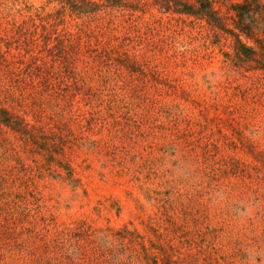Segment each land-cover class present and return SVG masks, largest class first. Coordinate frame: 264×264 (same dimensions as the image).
<instances>
[{"label":"rangeland","instance_id":"1","mask_svg":"<svg viewBox=\"0 0 264 264\" xmlns=\"http://www.w3.org/2000/svg\"><path fill=\"white\" fill-rule=\"evenodd\" d=\"M160 1L116 17L101 36L108 54L79 63L77 88L56 83L35 103L0 93L30 124L0 123L12 192L0 264H264V70L233 59L206 19ZM238 1L215 6L230 17ZM60 7L0 0V28ZM66 12L58 29L95 22Z\"/></svg>","mask_w":264,"mask_h":264},{"label":"trees","instance_id":"2","mask_svg":"<svg viewBox=\"0 0 264 264\" xmlns=\"http://www.w3.org/2000/svg\"><path fill=\"white\" fill-rule=\"evenodd\" d=\"M58 1L61 7L54 13H37L20 22H11L9 28L7 26L0 28V93L5 97L18 92L31 98L35 103L41 100L50 88L57 86L56 83L61 85L64 81L72 79L73 86L77 88L83 71L78 69L79 63L84 62L85 66H88L99 58L106 57L108 47L103 45L101 36L118 29L119 15H129L131 18L134 11L145 10L142 0ZM217 1L162 0L160 5L165 10L173 9L189 16L206 19L217 41H220L222 33L226 34V38H231L233 59L249 68L264 70V2L261 0L233 2L229 9L234 13L228 17L215 6ZM114 10L121 14H112L111 11ZM66 11L77 15H92L95 22L78 33L64 28L58 29V25L65 22ZM103 11H106V16L100 15ZM229 18H232V23H229ZM260 32H263L262 36ZM94 36L96 43L92 44L90 41ZM88 39L91 40L88 42ZM250 40L254 44L249 43ZM109 51L123 55L126 60L134 63L132 60L134 56L126 51L117 49ZM72 84H67L61 90H67ZM61 95L59 91L57 96ZM0 123L23 134L28 133L30 125L1 103ZM2 180L6 184L5 175L0 174V215L5 209H9L8 197L12 193L6 190L7 187ZM154 264L160 263L155 260Z\"/></svg>","mask_w":264,"mask_h":264}]
</instances>
